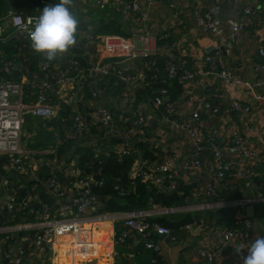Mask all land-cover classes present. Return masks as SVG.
<instances>
[{"label":"crops","instance_id":"0c3cea01","mask_svg":"<svg viewBox=\"0 0 264 264\" xmlns=\"http://www.w3.org/2000/svg\"><path fill=\"white\" fill-rule=\"evenodd\" d=\"M3 1H5L6 7L3 14H0V26L3 23H5V26L3 28L0 27V43L16 38L7 18L9 13L39 16L40 11L46 5L59 2V0H17L22 3L24 1L28 2V6H31L32 9L26 10L25 8L17 9L11 0ZM97 1L103 2L105 8H111L115 11V4L118 0H74L72 12L80 23L88 24L90 11L104 10L96 7ZM260 2L261 0H246L245 5L255 8L259 6ZM197 3L201 9L218 7V19L223 26L222 37H217L195 25L192 10ZM140 5L142 11L147 15V20L143 23L137 22L135 17L123 19L117 13L120 19L118 24L121 25L123 33L121 37L133 42L136 47L140 46V42L134 37L150 35L157 38V41L153 44L156 54L155 60L163 75L169 64H178L180 61L185 62L187 69L201 74L203 72L202 63L204 57L218 54V58L233 76L240 78L244 82H253L255 79V68L264 64V57L259 54V48L264 46V8L260 12H255L251 17L252 26L250 28H247L237 39H231L227 22L229 20H238L241 16V10L238 6L230 3L229 0H175L174 7H170L168 3L163 1L153 4L142 1ZM90 34L93 33L89 27H78L77 42L81 45L87 44V37ZM228 43L229 45H227ZM99 45L85 46L83 49L68 51L67 54L53 60L51 64L54 72L58 73L72 57L78 58L83 63L95 60L97 53L101 51ZM27 48L28 51L26 53L29 55L31 48L28 46ZM39 56L41 58L40 63L46 59L42 55ZM6 57L8 56L0 51V59L5 60ZM9 57L13 58L15 55H10ZM26 59L28 60L29 58ZM10 62L12 60L4 62V67L7 68ZM14 64L18 67V70L15 71H18L23 76L21 65L19 63ZM136 64L137 61L131 65L130 63L122 65V68L133 73L136 72ZM21 76H19V79ZM86 83L81 97L71 103L66 100L65 89L62 88L60 90V95L54 107V116L51 119L42 120L27 117L22 127L21 146L33 166L32 171H39L42 169V164L47 161L50 163V168L45 169L51 173L50 180L54 182L53 190H47L45 193L39 192L40 190L36 186H33L31 190L36 191L39 196L46 197L48 199L46 204L52 205L56 209H59L62 201H67L79 193V185L76 178L70 174H64L63 171L64 169H76L78 154L74 155L68 164L57 156L58 148L65 140H72L79 154L89 148L100 155H107V152L112 149L119 150L118 146L110 142L109 136L99 129L93 134L82 137L73 136L70 129V119L76 110L85 113L97 106H103L109 109L116 117L118 116L129 123L135 119L136 115H142L146 119L147 127H150V142L155 143L162 149L160 158L170 157L176 163L184 162L191 158L190 142L184 134L178 131H171L161 123L158 111L153 108L151 98H141L140 101H137L136 96H132L129 100H123L120 97L119 88L114 86L110 78L101 81H86ZM32 84L29 79L25 80L24 92L30 93V96H34L36 91V86ZM109 85H111V88ZM214 91L219 95L217 104L220 106L221 112L219 114L201 112L205 131H215L219 143L228 139L233 131H237L252 152L258 155L264 154V102L259 98L258 90L250 89L246 86L237 88L225 87L215 76L205 77L199 75L194 90L197 100ZM157 92L158 89L154 91V94ZM196 102L187 103L182 95L178 97L174 102L177 119H189ZM233 102L250 104L251 112L248 115L224 113L225 107ZM68 156L66 154V157ZM139 159L141 158L138 155L134 168L137 165H141L142 160L139 162ZM0 164L5 167L6 171L9 169L5 159L2 157H0ZM251 164L255 169L256 176L252 186L249 188H244L236 180L230 182L225 180L218 183L205 171L185 176L181 175L180 179L187 186H192V193L187 198L186 203L184 201L183 206L173 208L175 210L168 213L164 212L165 209L157 208L142 211L149 213L152 219L173 213L192 214L193 216H198L199 219L196 220H201L204 223L201 230L195 235L173 229V240L168 237L150 235L151 239L161 247V253L157 256L158 261L154 264H201L194 254V249L197 246L209 250L213 249L215 245V227H211V224L215 220L207 221L204 220L206 219L205 217H202L204 216L202 212L209 209L192 210L190 207L209 205L210 210H214L217 209V204L222 202L252 198L256 193H263L264 195V163L256 161L251 162ZM236 169L237 167L235 166L232 168L233 171ZM32 171L26 174L16 172L17 176L11 179L7 177L5 172L3 176L0 175V182L12 186L20 185L21 187L23 184L20 181L26 175L29 178L25 185L27 188L32 181L36 180V175ZM208 183L214 189L215 197L199 195L194 199L192 197L193 193L200 187L205 188ZM220 191H224L225 198L217 199L218 195L216 196V194H219ZM58 192L63 194V200L57 196L56 193ZM253 207L254 213L249 218L246 217L245 208L242 214L236 211L235 208H228L224 216V225L217 224L218 228L233 225L244 216L251 222L249 242L253 243L258 238H264V202L259 205H253ZM127 214L131 213L103 214L94 218L88 217L89 215L80 217L75 232L60 237L51 236L48 247L40 249L28 264H108L107 258L101 255V246L110 247V264H152V253L150 250L143 249L144 241L142 237L124 227L122 217ZM70 217L71 214L56 212L51 214L50 221L53 225ZM19 232H23V230L17 229L14 225L3 224L0 226V234H8L13 239L19 238L18 241L8 246V251H15L23 244L21 239L24 236L17 238V235H15ZM119 238L122 241H119ZM237 245L242 248L239 254L235 251V246ZM3 246V242L0 240V252L2 251L5 256L7 252L2 250ZM243 250V245L236 240L225 255L215 259L214 264H242Z\"/></svg>","mask_w":264,"mask_h":264},{"label":"built area","instance_id":"2783aa9c","mask_svg":"<svg viewBox=\"0 0 264 264\" xmlns=\"http://www.w3.org/2000/svg\"><path fill=\"white\" fill-rule=\"evenodd\" d=\"M142 1L150 4L163 1L168 3L170 7H174L175 4V0H118L114 9L123 19L135 17L137 22L143 23L147 20V15L141 9L140 4ZM229 2L238 6L241 10V16L238 20L227 22L231 39H237L247 28L252 26L251 17L255 12L262 11L264 0H261L259 6L255 8L245 5L246 0H229ZM96 7L104 9L105 4L97 1ZM218 13V7L201 9L198 3L192 10V16L198 28L217 37H222L223 26L218 19ZM36 17L38 15L9 13L7 18L14 31V36L26 44L30 43L29 32ZM30 19L31 23L29 22ZM134 39L140 42L139 47L118 35L97 37L90 34L87 37V44L81 45L77 42L76 46L69 51L100 44L101 51L97 53L95 60L85 61L84 64L78 58L72 57L56 73L50 61L45 59L38 65L35 72L23 74L18 81H0V157L5 159L7 168L13 169L19 174L32 171L33 166L21 146L23 124L27 117L42 120L51 119L54 116V107L62 88L65 89L67 102L71 103L81 97L82 90L87 84L86 81H101L110 78L114 86L120 89V97L123 100H129L134 96L135 90L149 87L158 79H162V83L176 80L182 86V97L185 101L187 103L197 101L189 119H177L174 103L163 100L164 97H167V89L165 88L158 90L159 96H155L151 102L155 110L163 109V114L160 116L161 123L171 131L184 134L188 139L191 146V158L176 163L170 157H163L155 162L137 165L131 169V178L139 179L149 188L165 192L176 189L177 180L180 179L181 175L185 176L205 171L218 183L225 180L229 182L236 180L244 188L251 187L256 176L251 162L264 163V154L258 155L252 152L237 131H233L230 137L221 143L217 141L215 131L206 132L204 122L201 119V112L219 114L221 112V108L217 104L219 95L214 91L197 100L194 90L199 75L205 77L215 76L225 87L246 86L258 90L259 98L264 102V64L255 68L253 82H244L233 76L218 58V54L204 57L203 72L201 74L187 69L185 62L180 61L178 64H169L163 75L155 60L156 54L153 44L157 41V38L150 35H141L134 37ZM259 54L264 57V46L259 48ZM136 61V72H128L122 68V65L129 63L131 65ZM8 67L12 71L18 70V67L12 62L8 63ZM26 79H29L31 84L33 83L32 85L36 86L34 96L24 92ZM93 96L95 95L93 94ZM223 112L248 115L251 112V106L248 103L233 102L226 106ZM126 123H128V126H125ZM146 125V119L142 115H136L135 119L129 123L118 116L116 117L103 106H97L85 113L76 110L70 119V129L75 137L89 135L92 129H99L105 135L119 140L125 145L129 144L133 137H141ZM128 153V149H121L117 157L120 160L123 155ZM208 153L209 155H207ZM234 166L237 167L235 171L232 170ZM41 168H50V163L44 162ZM63 171L64 174H70L76 178L79 193L67 201H62L59 209L40 202V196L34 190H26V194L16 205L15 199L18 197V190L12 185L0 182V212L12 213L15 210L22 211L37 205L33 222L13 224L19 230H33L35 234L32 237L24 236L21 239L22 245H29L28 251L18 247L15 251H9L5 254L10 264H22L25 259L36 256L40 249L48 247L51 236L60 237L75 232L80 217L89 215L88 217L94 218L100 215L96 214L98 203L92 193V188L103 185L102 168L97 169L98 179H94L92 175L80 176V171L74 168L64 169ZM32 172L36 174L38 171L34 170ZM44 186L47 190H53L54 182L48 180ZM56 194L63 200L61 192ZM199 195L214 197L215 191L208 183L205 188H198L192 197L196 199ZM186 201L187 199L185 203ZM262 202H264L263 193H256L252 198L219 203L217 208H235L236 211L242 214L247 205H259ZM190 209L210 210L211 208L209 205H203L192 206ZM174 210L173 208L165 209L164 212L168 213ZM56 212L71 214V217L52 225L50 217L52 213ZM150 217L151 215L147 212L137 211L123 216L122 221L125 228L142 237L145 249L159 255L161 253L160 245L149 236L156 235L173 240V230L150 221L149 219H152ZM203 224V221L195 220L180 226L178 230L195 235L201 230ZM211 227L215 229L213 249H204L199 246L194 249V254L201 264H214L215 259L225 255L236 240L243 245L242 258L247 255V249L251 245L249 242L251 228L249 219L243 216L235 224L222 228H218L216 221H213ZM119 241H122V239L119 238ZM151 263L154 264L155 260L153 259Z\"/></svg>","mask_w":264,"mask_h":264},{"label":"trees","instance_id":"16d2710c","mask_svg":"<svg viewBox=\"0 0 264 264\" xmlns=\"http://www.w3.org/2000/svg\"><path fill=\"white\" fill-rule=\"evenodd\" d=\"M11 2L17 9H32L31 6H28L29 4H27V1L22 3L17 0H11ZM5 7V1L0 0V14H3ZM119 22L120 19L118 18V14L113 9L104 8V10L90 11L88 24L84 25L79 21L78 27H89L92 33L97 36L110 34L121 36L123 33L121 31V25L118 24ZM27 46L31 48L30 43L26 44L18 38H11L4 43H0V51L8 56L5 60L0 59V81H18L19 76H21L18 71H12L4 67V62L8 60H12L13 63H19L24 74H31L38 69L41 58L39 55L34 54V52L31 51L32 49H30V54L27 55ZM10 55H15V57L11 58L9 57ZM26 58L29 59L27 60ZM50 63H53V61ZM161 80L162 79H158L144 89L138 88L135 90L133 95L136 96L137 101H140L141 98L154 99V91L156 89L160 90L165 88L167 89L169 102L174 103L178 97L182 95V86L179 85L176 80H169L166 81V83H162ZM109 87L111 88V85H109ZM158 114L161 116L163 114V109L158 110ZM125 126H128V123H126ZM147 126L148 125H146L145 130H148L144 131L141 137H133L129 144L126 143L127 145L109 137L110 142L118 146L119 150H109L107 155L96 154L91 148L79 154L77 147L74 146L73 141L70 139L65 140L58 148L57 156L66 164L70 163L71 158L78 154L76 169L80 171V176L92 175L94 179H98L99 176L96 175L97 169L102 168V176L104 177L103 185L101 187L95 186L92 188V193L96 197L98 203L96 214L133 213L137 211H147L152 208L172 209L183 206L184 201L191 195L192 186H187L181 179L177 180V187L173 191L160 192L155 188L147 187L137 178H131V169L138 155L142 160L141 165L158 161L162 155V149L155 143L150 142V127ZM95 131H97V129H92L91 134L95 133ZM133 140L134 142H132ZM74 147L75 149L72 150ZM125 148L128 149L129 153L123 155L119 160L117 156L120 150ZM66 154L69 156L66 157ZM5 172V167L0 164V175L3 176ZM35 175L36 180L32 181L31 184L27 186V190L31 191L32 187L36 186L40 190L39 192L45 193L47 188L44 185L50 180L51 173L45 168H42L36 172ZM27 179H29L28 176L24 175V178L20 181L23 185L21 187L20 185H14L18 190V194L23 189L22 187H25L26 183L29 181ZM115 187H117V189H115ZM217 195V199L225 198L224 191H220L216 196ZM227 209L228 208H217L214 210H206L202 212L204 214L202 217L206 218L204 220H215L218 225H224V216L227 213ZM35 210L36 208L33 205L22 211L15 210L12 213L0 212V226L3 224L13 225L33 222ZM196 219H199L198 216H193L192 214L173 213L149 220L173 230L178 229L184 224L191 223ZM34 234L35 231L28 230L19 232L15 235H17L18 238L21 236L32 237ZM0 240L4 245L2 250H4V252H9L8 246L18 241L19 238L13 239L10 238L8 234H0ZM19 247H22L25 251L29 250L28 244L20 245ZM151 253L152 259L157 263L158 255L152 251ZM32 259L33 258L25 259L22 264H28ZM0 264H10L9 259L4 256L2 251L0 252Z\"/></svg>","mask_w":264,"mask_h":264},{"label":"clouds","instance_id":"9594fccd","mask_svg":"<svg viewBox=\"0 0 264 264\" xmlns=\"http://www.w3.org/2000/svg\"><path fill=\"white\" fill-rule=\"evenodd\" d=\"M73 4L74 0H59L40 11L29 32L34 54L42 55L51 62L76 46L79 21L72 12ZM29 22H32L31 19ZM241 250L239 245L235 246L237 254ZM242 264H264V238L251 243L247 255L242 258Z\"/></svg>","mask_w":264,"mask_h":264},{"label":"water","instance_id":"95a60500","mask_svg":"<svg viewBox=\"0 0 264 264\" xmlns=\"http://www.w3.org/2000/svg\"><path fill=\"white\" fill-rule=\"evenodd\" d=\"M4 26H5V23L1 24L0 27L3 28ZM154 95H155V96H159V93L157 92V93H155ZM163 100H164L165 102H168V98H167V97H164ZM132 142H134V140H133ZM6 174H7V177H8L9 179L14 178V177L17 176L16 171H14L13 169H8V170L6 171ZM26 190H27V188L24 187V188L19 192L18 197L15 199V203H16V205L19 204L20 199L26 194ZM40 200H41L42 203H46V202H48V199H46V197H44V196H40ZM35 208H37V205H35ZM253 213H254V207H253L252 205H247V206L245 207V214H246V217L249 218L250 216L253 215Z\"/></svg>","mask_w":264,"mask_h":264},{"label":"bare ground","instance_id":"6f19581e","mask_svg":"<svg viewBox=\"0 0 264 264\" xmlns=\"http://www.w3.org/2000/svg\"><path fill=\"white\" fill-rule=\"evenodd\" d=\"M100 250H101V255L106 257L108 260V264H110L111 263V256H110L111 249H110V247L101 246Z\"/></svg>","mask_w":264,"mask_h":264}]
</instances>
